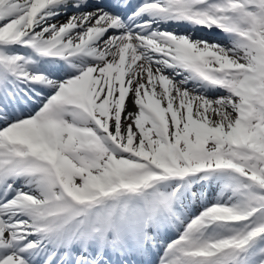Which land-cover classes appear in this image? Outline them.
Wrapping results in <instances>:
<instances>
[{
	"label": "snow or ice",
	"instance_id": "1",
	"mask_svg": "<svg viewBox=\"0 0 264 264\" xmlns=\"http://www.w3.org/2000/svg\"><path fill=\"white\" fill-rule=\"evenodd\" d=\"M0 264H264V0H0Z\"/></svg>",
	"mask_w": 264,
	"mask_h": 264
},
{
	"label": "bare ground",
	"instance_id": "2",
	"mask_svg": "<svg viewBox=\"0 0 264 264\" xmlns=\"http://www.w3.org/2000/svg\"><path fill=\"white\" fill-rule=\"evenodd\" d=\"M63 19H64V18H62L61 22H63Z\"/></svg>",
	"mask_w": 264,
	"mask_h": 264
},
{
	"label": "rangeland",
	"instance_id": "3",
	"mask_svg": "<svg viewBox=\"0 0 264 264\" xmlns=\"http://www.w3.org/2000/svg\"><path fill=\"white\" fill-rule=\"evenodd\" d=\"M210 42H212L213 40H209ZM215 41V40H214Z\"/></svg>",
	"mask_w": 264,
	"mask_h": 264
}]
</instances>
